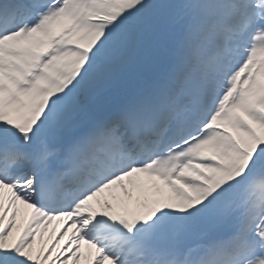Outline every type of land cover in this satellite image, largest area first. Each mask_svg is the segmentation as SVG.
I'll list each match as a JSON object with an SVG mask.
<instances>
[{"label": "snow or ice", "instance_id": "6c2138e0", "mask_svg": "<svg viewBox=\"0 0 264 264\" xmlns=\"http://www.w3.org/2000/svg\"><path fill=\"white\" fill-rule=\"evenodd\" d=\"M0 264H264V0H0Z\"/></svg>", "mask_w": 264, "mask_h": 264}]
</instances>
